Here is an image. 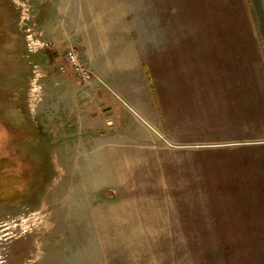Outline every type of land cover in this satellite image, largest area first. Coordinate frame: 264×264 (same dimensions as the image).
<instances>
[{
	"label": "rangeland",
	"instance_id": "374dc122",
	"mask_svg": "<svg viewBox=\"0 0 264 264\" xmlns=\"http://www.w3.org/2000/svg\"><path fill=\"white\" fill-rule=\"evenodd\" d=\"M247 4L248 14L245 0H0V264H264V193L253 183H244L242 193L235 189L243 182L223 181L212 182L210 193L202 183L191 193L190 182L171 185L174 193H113L116 184L103 190L101 182L125 163L101 161L89 132L81 149L65 154L59 149L63 130L53 132L47 107L38 112L50 79H68L71 95L95 94L90 82H77L68 49L77 48L95 72L88 51L116 54L119 43L130 49L133 40L143 49L147 18L148 30L159 32L176 24L208 29L210 16L216 29L230 22L233 30H260L264 39V0ZM251 40L248 53H258ZM158 43L153 38L152 45ZM54 50L51 68L42 55ZM152 54L159 92V53ZM249 72L255 73L250 65ZM214 114L209 142L239 137L223 111ZM246 136L259 139L258 132ZM200 152L213 159L218 176L239 172L237 161L224 160L241 151L218 146Z\"/></svg>",
	"mask_w": 264,
	"mask_h": 264
},
{
	"label": "crops",
	"instance_id": "0c3cea01",
	"mask_svg": "<svg viewBox=\"0 0 264 264\" xmlns=\"http://www.w3.org/2000/svg\"><path fill=\"white\" fill-rule=\"evenodd\" d=\"M247 3L245 0L248 14ZM221 17L227 20L225 15ZM193 20L199 24L198 18ZM213 20L207 17L208 29H179L176 24L154 32L148 30L147 18L143 49L133 40L130 49L119 43L122 50L116 54L96 50L92 57L88 51L98 76L89 84L95 94L71 95L73 85L66 78L47 81L48 96L38 105V112L47 107L53 132L63 130L58 148L65 154L81 149L85 145L82 135L89 132L90 140L95 141L92 147L101 151L97 156L101 161L109 157L112 163H125L99 188L116 184L113 193H153V189L158 193L162 188L174 193L168 190L171 185L190 182L191 193L194 189L199 193L200 183L210 193L212 182L223 181L243 182L236 192L242 193L244 183L249 182L264 193L263 35L260 30H233L230 22L228 28L225 23V28L216 29ZM172 23H178V18L173 17ZM153 38L159 39L157 45H152ZM249 39L258 53H248ZM153 51L159 53V92L151 68ZM44 57L48 67L56 66L58 52L50 51ZM249 65L255 73L249 72ZM84 97L92 98L91 103L83 101ZM217 111L224 112L225 124L239 137H229L219 145L208 141ZM248 132H258L259 139H249ZM76 135L81 140L76 142ZM218 146L241 151L240 157L224 160L237 161L239 172L225 171V177L218 176L213 159L200 158V150ZM87 156L84 153L79 158Z\"/></svg>",
	"mask_w": 264,
	"mask_h": 264
},
{
	"label": "built area",
	"instance_id": "2783aa9c",
	"mask_svg": "<svg viewBox=\"0 0 264 264\" xmlns=\"http://www.w3.org/2000/svg\"><path fill=\"white\" fill-rule=\"evenodd\" d=\"M43 47H46L48 49L57 48L50 42H45L43 44ZM66 60L70 68H72L76 80L79 84L85 85L98 78L95 72L91 70L85 63H83V61L81 60L80 52L77 48H71L66 51Z\"/></svg>",
	"mask_w": 264,
	"mask_h": 264
}]
</instances>
